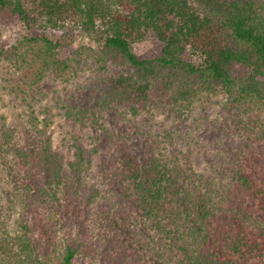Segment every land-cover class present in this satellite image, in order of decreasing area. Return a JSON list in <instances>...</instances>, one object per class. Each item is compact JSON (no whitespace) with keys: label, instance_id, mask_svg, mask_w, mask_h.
<instances>
[{"label":"trees","instance_id":"obj_1","mask_svg":"<svg viewBox=\"0 0 264 264\" xmlns=\"http://www.w3.org/2000/svg\"><path fill=\"white\" fill-rule=\"evenodd\" d=\"M16 23L25 34L4 48L3 31ZM75 28L95 46L74 48ZM137 44L146 50L134 52ZM3 60L30 88L48 77L68 82L92 65L109 119L99 122L77 100L60 105L68 121L103 130V145L90 148L71 136L66 159L53 146L48 109L41 119L29 114L20 141L0 118V264H264L261 120L242 121L256 147L235 155L223 181L196 173L190 159L172 162L166 141L117 134L108 124L121 120L107 115L189 110L218 95L228 114L263 113L264 0H0ZM96 156L98 188L89 184ZM98 199L100 219L91 225Z\"/></svg>","mask_w":264,"mask_h":264},{"label":"rangeland","instance_id":"obj_2","mask_svg":"<svg viewBox=\"0 0 264 264\" xmlns=\"http://www.w3.org/2000/svg\"><path fill=\"white\" fill-rule=\"evenodd\" d=\"M75 40L73 47L80 46L94 47L95 44L92 38L86 35L82 30L75 28ZM25 34V28L22 24L16 23L7 27L2 34L1 44L4 48L17 43ZM55 37V34L52 35ZM147 47L142 44L134 45V52L141 54ZM92 65L73 77L68 82L55 80L52 77L45 79L44 83L39 88L28 87L26 78L24 79L22 72L15 71L14 67L5 62H0V118L7 125L16 131L17 140H21L24 130L27 127V119L31 112H34L39 119L44 115V110L48 109L53 116V146L58 149L66 159L71 158L72 149L70 148L71 136H79L84 139V145L90 148L93 143L103 145V130L96 126L91 128L89 125L81 128L78 125L68 121L63 116L64 110L59 106L65 102L77 100L81 102L83 107H88L90 111L96 115L99 122L102 120L108 122L105 112L99 108L100 101H97V94L92 86H94L95 72L91 69ZM112 72L121 74L123 69L112 67ZM224 98L220 95L210 96L207 100L194 103L189 110L171 109L170 106L152 108L149 112H143L135 117L126 113L123 117V112L120 111L113 114H107L112 117L115 115L116 121L109 126L114 125V130L117 134L127 132L132 134L134 140L146 133L155 143H163L166 141V154L173 162L175 159H190L192 169L204 176H212L216 179H223L228 174L229 169L236 165L235 155L239 152L245 153V146L255 148L254 140L248 138L242 126L247 122L261 120L264 124V112L258 110L244 111L240 110L237 115L228 114L223 110L222 104ZM155 107V105H153ZM122 116V117H121ZM134 119V121H131ZM114 121V120H113ZM133 125L141 129L133 131L128 127ZM134 126V127H135ZM249 127L250 126L249 124ZM118 128H122L118 130ZM128 130V131H127ZM140 130V132H139ZM256 130V129H255ZM169 133V136H166ZM134 134V135H133ZM100 138V141H95L93 137ZM136 143V142H135ZM146 149L142 142L136 143V150L141 151ZM103 151V150H101ZM102 158L96 156L93 162L89 175V184L98 188L99 178L97 177V168L95 164L101 162ZM180 163V162H178ZM101 192L103 186L99 187ZM97 203V204H96ZM94 207L90 210L89 221L94 224L99 221L100 216L98 210L102 206L104 200L98 199ZM99 211V212H98ZM15 217H12L7 230L13 234L15 230ZM99 227V226H98ZM73 228V224L67 226L65 235L69 236V231ZM97 227L92 228V230ZM104 230V229H103ZM96 231V230H95ZM73 233V230L71 231ZM106 231L100 233L105 235ZM95 242L100 240L98 234L90 235ZM58 241L63 245L64 234L58 236ZM107 239V238H106Z\"/></svg>","mask_w":264,"mask_h":264}]
</instances>
